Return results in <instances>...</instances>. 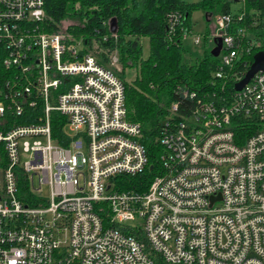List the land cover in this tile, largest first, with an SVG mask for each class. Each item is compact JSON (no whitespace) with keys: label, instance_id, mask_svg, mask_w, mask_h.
Listing matches in <instances>:
<instances>
[{"label":"built area","instance_id":"1","mask_svg":"<svg viewBox=\"0 0 264 264\" xmlns=\"http://www.w3.org/2000/svg\"><path fill=\"white\" fill-rule=\"evenodd\" d=\"M46 18L45 0H0V264H264V71L235 90L249 48L230 15L212 37L214 91H181L196 106L171 104L156 165L118 56L102 65ZM8 113L36 122L9 126ZM237 120L260 126L243 144Z\"/></svg>","mask_w":264,"mask_h":264},{"label":"trees","instance_id":"2","mask_svg":"<svg viewBox=\"0 0 264 264\" xmlns=\"http://www.w3.org/2000/svg\"><path fill=\"white\" fill-rule=\"evenodd\" d=\"M231 0H202L188 3L185 0H45L46 21L43 29L48 32H62L61 26L68 22L66 32L81 39L84 52L90 53L87 44L97 40L101 47L117 49L122 60L123 71L119 77L125 82L126 107L129 119L141 124L143 142L157 164L163 149L159 143V127L169 115L173 102L180 104V115H188L196 106L195 99L184 97L182 90L187 88L203 97L213 92L211 78L218 65V57L211 54L206 46L214 42L209 30L204 33L203 56L194 61H186V48L183 45L185 34H193L192 13L202 10L207 15H230L227 33L240 35L244 51L236 67L235 79L244 77L259 51H264V0H245L239 9L232 8ZM178 15L180 20L171 30V16ZM113 22L116 31L112 32ZM209 25V24H208ZM82 37V38H80ZM148 37L150 51L147 58L142 56L140 39ZM91 44V43H90ZM215 46V44H214ZM93 55V54H92ZM101 55V53H100ZM95 56V55H94ZM106 66L107 57L95 56ZM138 69L134 81L124 80L125 70ZM234 83L229 91L234 92ZM216 91V89H215ZM218 97L220 93L216 92ZM35 113V110H29ZM12 119L9 126L36 122V117H18L8 113ZM66 117L54 111L51 116L53 137L62 141ZM238 144H243L256 133L257 124L244 120L233 122ZM143 189L148 186L149 178H144ZM161 264H166L161 260Z\"/></svg>","mask_w":264,"mask_h":264},{"label":"rangeland","instance_id":"3","mask_svg":"<svg viewBox=\"0 0 264 264\" xmlns=\"http://www.w3.org/2000/svg\"><path fill=\"white\" fill-rule=\"evenodd\" d=\"M188 3H199L202 0H185ZM243 4L240 2H234L232 3V8L239 9L242 7ZM222 16H212V15H207L206 19V14L202 10H196L192 13V27H193V34H188L185 35L183 38V45L186 48V56L185 59L186 61H194L198 58H201L203 56V52L205 50V46L202 42V38L204 36V33L207 32V29L209 30V37H213L217 34H219L221 28L217 23L218 18ZM209 24V25H208ZM68 22L63 23L61 26L62 32H66V28L68 26ZM82 38V37H80ZM141 45H142V56L143 58H147L149 56V51H150V42L148 37H142L140 39ZM91 43V44H90ZM87 44L88 49L91 54L97 56V57H104V55L107 57L108 62L110 61L111 57L114 55H117L119 58V67H120V73L123 71V66H122V60L120 59V54L117 49H106L104 47H101V45L98 43L97 40H94L93 42H90ZM82 46V45H81ZM206 46L212 51L214 48V42H209ZM101 53V55H100ZM138 75V69L136 68H129L125 70V75H124V80L126 82H131L134 81L137 78Z\"/></svg>","mask_w":264,"mask_h":264},{"label":"water","instance_id":"4","mask_svg":"<svg viewBox=\"0 0 264 264\" xmlns=\"http://www.w3.org/2000/svg\"><path fill=\"white\" fill-rule=\"evenodd\" d=\"M115 31H116V24L115 22H113L112 32H115ZM222 43H223L222 38L214 39L215 46L211 51V54L214 57L219 56V53L222 48ZM263 71H264V51H259L258 53L254 55L253 63L248 69V71L246 72V74L244 75V77L239 82L236 83L235 90L240 91L241 89H243V87L246 84H248L258 72H263Z\"/></svg>","mask_w":264,"mask_h":264}]
</instances>
